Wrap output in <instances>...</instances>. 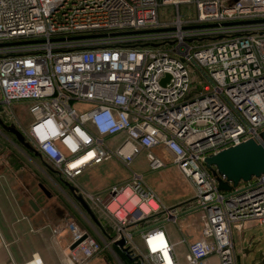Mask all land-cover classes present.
<instances>
[{"label":"built area","instance_id":"1","mask_svg":"<svg viewBox=\"0 0 264 264\" xmlns=\"http://www.w3.org/2000/svg\"><path fill=\"white\" fill-rule=\"evenodd\" d=\"M161 7L173 8L171 19L161 20ZM19 102L29 104L28 127L12 109ZM0 121L97 219L94 234L75 221L59 226L70 235L66 264L114 253L123 239L137 264H182L164 227L185 210L166 206L132 168L142 154L150 171L171 159L193 189L187 208L205 221L186 264H238L234 230L264 226V173L222 191L227 179L206 159L262 142L264 0H0ZM109 162L130 172L126 181L100 193L77 183Z\"/></svg>","mask_w":264,"mask_h":264},{"label":"crops","instance_id":"2","mask_svg":"<svg viewBox=\"0 0 264 264\" xmlns=\"http://www.w3.org/2000/svg\"><path fill=\"white\" fill-rule=\"evenodd\" d=\"M29 151L0 125V264H28L33 262L36 256L40 257L43 264H66L63 252L66 247L65 240L70 235L66 230L63 233L67 235L57 236L54 234V229L75 219L69 215L65 206L59 208L55 204L48 203L56 195L42 178L47 179L56 190L62 192L42 173L40 167L44 166L39 157ZM167 160L171 159L167 158ZM145 163H147L146 157ZM59 183L65 193L70 194L71 188ZM86 190L91 193L103 191L87 188ZM159 198L161 199L160 196ZM31 201L36 204L37 209L32 207ZM79 205L84 210L80 203ZM73 206L69 209L71 210L72 207L77 209L75 205ZM182 235L186 240L183 244L188 245V239L184 234ZM168 239L170 240L169 237ZM170 242L176 246L171 240ZM113 248L118 251V253L114 251V256L120 257L119 251L122 250L116 245ZM103 252L88 264H105L103 260H106L107 253L103 254ZM119 261L121 264H126L120 259Z\"/></svg>","mask_w":264,"mask_h":264},{"label":"rangeland","instance_id":"3","mask_svg":"<svg viewBox=\"0 0 264 264\" xmlns=\"http://www.w3.org/2000/svg\"><path fill=\"white\" fill-rule=\"evenodd\" d=\"M159 13L161 20L167 21L172 18L174 11L172 7H161ZM181 14L187 17L196 15L194 8L188 6H181ZM27 104L28 103L25 102H19L12 105L13 111L24 127H28L33 120L30 114L26 112L29 105ZM3 120L5 119L3 118ZM7 124L12 125L11 123ZM163 159L167 168L159 171H150L149 167H147V163H145V154H142L135 161L132 168L144 175L146 182L157 192L163 200V203L168 207L179 206L184 208L185 212L181 214L177 223H167L164 231L170 240L176 244L175 252L180 262L186 264L188 246L199 242L205 219L200 211L191 212V210L189 212L187 208V205H189L188 203L194 204V193L192 188L189 182L181 176L177 168L172 164V161L167 160L166 157H163ZM129 175L130 172L127 169L119 164L109 162L88 170L82 177L77 179V183L85 189L104 191L108 187L126 181ZM42 180L44 183H47L49 188L54 191L56 195L51 202L48 203H51V205L55 204L59 208L65 206L69 215L75 219L79 226L88 229L94 234V221L81 209L78 200L74 197L72 198L68 192H66V194L60 193L47 182V179L42 178ZM58 184L61 185L60 183ZM107 194V192L102 193V196L106 197ZM73 205H75L77 209H73ZM70 206H73L71 210L69 209ZM58 231V228L54 229V234L57 236H62L64 234H57ZM66 233L69 235V232ZM182 234L188 239V245L181 243L183 238ZM233 239L238 256V264H264V226L259 225L257 221L247 222L244 224V231L242 233L234 230ZM113 251L118 253L115 248H113ZM104 253H107L105 255L106 260H103L105 264H121L119 259L125 262L122 255H120L121 258L115 257L114 253L110 250H105L103 254Z\"/></svg>","mask_w":264,"mask_h":264},{"label":"water","instance_id":"4","mask_svg":"<svg viewBox=\"0 0 264 264\" xmlns=\"http://www.w3.org/2000/svg\"><path fill=\"white\" fill-rule=\"evenodd\" d=\"M167 80H169V76L163 81V84ZM3 128L7 132L13 134L19 143L26 149L33 151L32 147L26 143L23 135L15 127L4 125ZM206 163L209 168H216L217 171L227 179V182L220 181L219 189L222 191L231 190L232 187L229 185V182L233 184V187H236L241 181L248 182L253 177L261 176L264 173V133L261 143L250 140L236 147L224 150L217 155L208 157ZM43 190L45 189L43 188ZM71 190L73 189L71 188ZM45 192L48 194L46 190ZM77 200L91 219L97 223L94 213L84 199L77 197ZM30 204L37 209L33 201H31ZM81 241L75 243L71 249L76 248ZM125 244L126 241L124 239L115 243L123 253L130 257V252L128 248H125Z\"/></svg>","mask_w":264,"mask_h":264},{"label":"bare ground","instance_id":"5","mask_svg":"<svg viewBox=\"0 0 264 264\" xmlns=\"http://www.w3.org/2000/svg\"><path fill=\"white\" fill-rule=\"evenodd\" d=\"M166 243H168V241H165L164 239H162L161 241H158L156 243L154 242L152 244L154 251L159 252L160 249H163L165 247ZM162 252L164 253V256H165V259L167 260V262H170L171 255L166 250H162ZM28 264H43V262L39 256H36L35 260L31 263H28Z\"/></svg>","mask_w":264,"mask_h":264},{"label":"trees","instance_id":"6","mask_svg":"<svg viewBox=\"0 0 264 264\" xmlns=\"http://www.w3.org/2000/svg\"><path fill=\"white\" fill-rule=\"evenodd\" d=\"M0 125L3 127L4 125L5 126H8V127H10L11 125H8V124H5L3 121H1L0 122ZM6 131V130H5ZM7 132V131H6ZM7 133H9V132H7ZM9 134H11V133H9ZM11 135H13V134H11ZM29 151V150H28ZM30 153H32V154H34L32 151H29ZM47 169H49V172H51V174H53V176H56L55 174H54V172H52V170L50 169V168H47ZM57 180L59 181V182H61L62 184H64V185H66L67 183L64 181V180H61V179H58L57 178ZM69 192H70V194L72 195V197H74V198H77L78 197V194L75 192V191H72L71 189L69 190ZM75 213V212H74ZM118 249V248H117ZM119 253H120V255H122V258H123V260L126 262V264H137V263H135V261L133 260V259H131L130 257L128 258L124 253H122L121 251H119Z\"/></svg>","mask_w":264,"mask_h":264}]
</instances>
